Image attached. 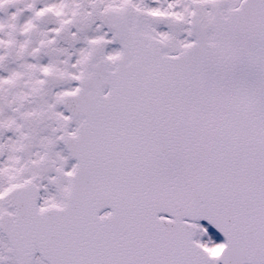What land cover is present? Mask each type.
<instances>
[{
  "label": "snow or ice",
  "instance_id": "1",
  "mask_svg": "<svg viewBox=\"0 0 264 264\" xmlns=\"http://www.w3.org/2000/svg\"><path fill=\"white\" fill-rule=\"evenodd\" d=\"M0 264H264V0H0Z\"/></svg>",
  "mask_w": 264,
  "mask_h": 264
}]
</instances>
